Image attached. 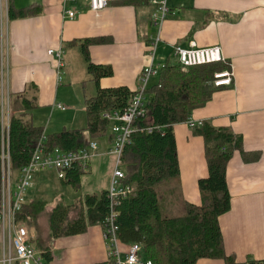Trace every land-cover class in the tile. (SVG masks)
Masks as SVG:
<instances>
[{
    "label": "crops",
    "instance_id": "1",
    "mask_svg": "<svg viewBox=\"0 0 264 264\" xmlns=\"http://www.w3.org/2000/svg\"><path fill=\"white\" fill-rule=\"evenodd\" d=\"M13 4L16 8L37 4L42 7V13L12 21L8 11L1 14V51L6 58L3 63L4 89L10 93L12 115L25 113L26 119L43 128L46 136L65 130H83L87 145L102 139V147L100 149L98 145L85 174L93 176L104 163L111 165L104 182L96 186L95 192L83 194L70 204L65 202L64 196L54 204L38 200L41 192L34 191L35 184L27 192L32 197L29 202L26 200L27 205L46 203L42 215L23 225L28 228L36 249L49 252L51 259L47 264H108L111 260L102 225L90 226L82 234L60 238H52L49 231V216L58 205H82L86 195L108 191L112 182L114 135L110 130L109 136L91 137L87 130L86 101L97 95L99 87H127L135 91L140 85V73L147 65L164 66L169 61H178L175 48H189L192 41L199 48L220 47L233 78L232 85L218 89L212 100L191 116L197 123L230 128L241 141V148L235 151L227 169L231 209L220 218L225 248L229 255L235 256L236 264L263 261L264 0H167L170 14L161 27L152 20L157 11L152 2L142 5L136 0L117 1L97 12L91 10L87 0L68 3L64 0H13ZM68 10L75 12V19L66 17ZM86 39L103 40L89 47L90 58L93 64L110 67L113 71V75L102 78L99 85L89 73L81 49ZM155 41L157 45L152 58L149 47ZM50 50L62 52L61 69L58 59L49 55ZM88 81L95 85L90 96L85 92ZM80 87L84 91L85 119L73 101V94ZM1 98L0 78V101ZM58 105L65 109H59ZM51 109L52 112L69 113L45 126L44 117ZM174 133L180 176L169 186L175 189L180 204L174 193L169 201L175 204V212L180 213L183 211L181 203L201 204L199 181L208 176V165L204 139L196 135L194 129L187 123L177 124ZM44 175L45 171L36 174L38 184L45 183ZM84 175L78 187L68 186L78 190ZM18 177L19 172H14V178ZM81 211L82 207L72 210L70 220L78 218ZM131 244L121 240L123 258ZM3 254L4 245L0 241V261ZM143 258L147 260L144 255ZM197 264L226 263L224 260L201 259Z\"/></svg>",
    "mask_w": 264,
    "mask_h": 264
},
{
    "label": "trees",
    "instance_id": "2",
    "mask_svg": "<svg viewBox=\"0 0 264 264\" xmlns=\"http://www.w3.org/2000/svg\"><path fill=\"white\" fill-rule=\"evenodd\" d=\"M151 1L136 0L142 5L150 4ZM41 13L40 5L16 8L13 0H8L10 21L39 16ZM102 41L86 39L81 44L88 62V71L97 85L102 78L113 75L110 67L95 65L90 58L89 47ZM227 70L230 71V66L226 62L184 67L178 61H169L160 68L157 82L147 88L146 116L133 124L135 132L132 143L123 154L125 183L133 191L118 207L119 235L125 243H140L143 255L153 264H197L201 259L224 260L226 264H236L235 256L226 251L220 226V218L231 209L228 165L235 151L241 148L240 138L230 128H217L210 123L194 128L195 134L204 139L208 165V176L199 181L201 204L181 203L183 211L178 214L175 212V204L169 201L170 195L174 193L177 204H180L175 189L169 186L180 176L174 126L187 123L195 110L205 107L212 100L215 92L222 88L215 86V75ZM134 94L127 87L98 88L97 95L86 101L87 130L92 138L109 136L112 120L105 119L103 115L123 112ZM149 129H152L151 132ZM44 133L43 128L36 127L30 119H26L25 113L12 115L10 158L14 172H19L31 161ZM46 145L50 150L59 148L72 152L88 146L83 130H65L56 135H48ZM1 147L0 110V205ZM85 171L76 166L66 173L62 181L66 185L78 187ZM79 207H82V211L78 218L70 220V212ZM45 210L46 203H25L18 214V222L27 224ZM108 212L107 190L100 195H86L82 205L60 204L49 216L50 236H73L85 233L90 226H103ZM43 254L46 261H50L49 252ZM108 264H114V261L110 260ZM250 264H264V260L251 261Z\"/></svg>",
    "mask_w": 264,
    "mask_h": 264
},
{
    "label": "built area",
    "instance_id": "3",
    "mask_svg": "<svg viewBox=\"0 0 264 264\" xmlns=\"http://www.w3.org/2000/svg\"><path fill=\"white\" fill-rule=\"evenodd\" d=\"M75 0H64L65 3ZM92 11H101L110 3L123 0H87ZM152 5L157 11L152 15L155 25L160 26L170 14L167 0H152ZM8 11V0H0V15ZM66 17L70 20L76 18L74 11H66ZM1 30V29H0ZM157 41L149 47L153 58ZM50 56L58 59V67H63V55L61 51L50 50ZM0 78L2 85L1 110V139H2V179H1V205H0V241L4 245L3 258L0 264H47L43 252L36 249L32 243V236L27 227L18 222V214L26 203V194L34 185L37 173L46 170H55L60 179L66 177V173L74 167L87 169V165L98 150V143L91 141L87 148L77 152L64 151L59 148L50 150L47 145V136L43 135L38 143L31 161L19 171L18 179L14 178L10 158V128H11V98L9 90L5 92V65L6 61L3 50L1 51ZM175 56L184 67H194L210 63L226 62L220 47L199 48L192 41L189 48H175ZM153 63L147 65L140 73V85L135 89L134 96L129 106L123 111L104 114L105 119L116 121L113 127L114 146L112 154L115 157V166L112 174V182L108 189L109 212L104 223V236L110 248V259L114 264H153L150 260H144L143 247L140 243H133L129 247L127 256L122 257L120 248L121 238L119 235V211L118 207L123 199H126L133 189L125 183L126 173L123 169V154L125 148L132 143L135 130L133 124L146 116L145 93L150 80L157 76L160 68ZM61 79V77H60ZM233 83L232 72L227 70L215 75L216 87L230 86ZM59 109H65L58 105ZM187 124L194 129L203 125L202 122H194L191 118ZM152 129H149L151 132Z\"/></svg>",
    "mask_w": 264,
    "mask_h": 264
},
{
    "label": "rangeland",
    "instance_id": "4",
    "mask_svg": "<svg viewBox=\"0 0 264 264\" xmlns=\"http://www.w3.org/2000/svg\"><path fill=\"white\" fill-rule=\"evenodd\" d=\"M156 66H160V65L157 64ZM157 79H158L157 76L153 77L151 80V85L155 84L157 82ZM66 85H68V84H66ZM87 85H88V89L85 92H86L87 96H90V94L92 93V89L93 90L95 89V85L89 81L87 82ZM66 88H68V87H66ZM69 89H70V85H69ZM79 91H82V92L79 95H77L76 92H79ZM93 94H96V93H93ZM73 95H74L73 101H75V103H77L76 108H77V110L78 109L82 110V114H83V117L85 119L84 107H83L84 106V100H83L84 99V91H83L82 87H80L78 90H75V93ZM29 113L31 114L32 111H29ZM68 113L69 112L63 113V112L58 111V110L52 112V109H51L50 112H48L44 117L45 126L48 123H51V121H54L55 118L61 117V116H66ZM114 125H115V122L112 121L111 128H110L111 131H112V128L114 127ZM50 132H53V131L50 130ZM97 143L99 145V148L101 149L102 139L98 140ZM110 168H111V165H106V163H104L98 172H94L93 176H91L92 174L86 173L82 178V185L78 190H76L72 186L69 187L68 185L62 183L61 179H59V177H58V173L55 170H46L45 175H44V178L46 180L45 183H39L38 184V180L37 181L34 180V184L36 187L34 186L33 189H34V191L41 192L38 200H46L50 204H54L57 201H60L62 196H64L65 202L67 204H70L69 202L73 203L76 199L81 198L83 196V194L85 195L89 192H95L96 186L100 185V184L102 185V183L104 182V180L106 178V174L109 173ZM28 191H30V189ZM97 192H98V195L101 194V191H97ZM31 198L32 197L29 194H26L27 202H29L31 200ZM178 214H180V213H178Z\"/></svg>",
    "mask_w": 264,
    "mask_h": 264
}]
</instances>
